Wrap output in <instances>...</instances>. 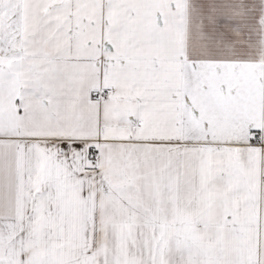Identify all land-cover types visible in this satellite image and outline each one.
Wrapping results in <instances>:
<instances>
[{
	"label": "snow or ice",
	"instance_id": "1",
	"mask_svg": "<svg viewBox=\"0 0 264 264\" xmlns=\"http://www.w3.org/2000/svg\"><path fill=\"white\" fill-rule=\"evenodd\" d=\"M0 264H264V0H0Z\"/></svg>",
	"mask_w": 264,
	"mask_h": 264
}]
</instances>
